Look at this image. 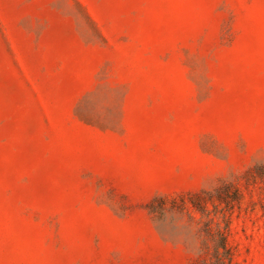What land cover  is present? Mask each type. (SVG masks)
Here are the masks:
<instances>
[{"label":"rangeland","instance_id":"obj_1","mask_svg":"<svg viewBox=\"0 0 264 264\" xmlns=\"http://www.w3.org/2000/svg\"><path fill=\"white\" fill-rule=\"evenodd\" d=\"M197 195L264 264V0H0V264H208Z\"/></svg>","mask_w":264,"mask_h":264},{"label":"trees","instance_id":"obj_2","mask_svg":"<svg viewBox=\"0 0 264 264\" xmlns=\"http://www.w3.org/2000/svg\"><path fill=\"white\" fill-rule=\"evenodd\" d=\"M229 188V185L224 184L218 188L206 192V199L212 201L214 198L222 203L223 209L228 208L236 198L232 196H223L224 191ZM199 195L192 196L188 201L181 199L180 201H172L170 205L164 204L162 201L152 203L149 210L154 215L155 219L163 220L165 212L170 213V218H176L178 215H183L184 209L188 208L187 222L183 226L187 231V237L195 239L198 243L199 253L208 256V264H225L230 259L229 249L226 244L225 234L218 222L213 221L211 210L205 208L204 203L198 202ZM205 199V200H206ZM214 214L216 213L217 205L214 204Z\"/></svg>","mask_w":264,"mask_h":264}]
</instances>
